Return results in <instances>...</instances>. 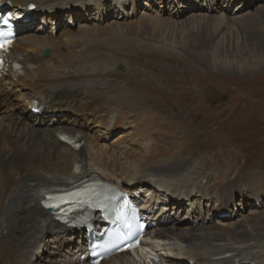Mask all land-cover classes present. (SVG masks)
Masks as SVG:
<instances>
[{
  "label": "bare ground",
  "instance_id": "6f19581e",
  "mask_svg": "<svg viewBox=\"0 0 264 264\" xmlns=\"http://www.w3.org/2000/svg\"><path fill=\"white\" fill-rule=\"evenodd\" d=\"M0 1V11H10V21L15 28V41L5 56L7 68L0 78V109L6 103L10 104V111L17 121L15 135L8 134L0 124V242L8 238L17 241L19 264L31 261H28L29 257L44 236L53 244L57 239L65 240L71 264H92L90 258L95 250L90 246L107 254L100 264H148L147 255L162 264H264V221H254L260 216L264 218V209L262 212L248 210L246 216L235 213V221H231L234 217L231 214V218L220 217L222 219L216 222L208 217L212 216L210 210L205 212L208 216L200 213L194 218H191L192 213L186 212L179 219V225L172 229L165 226L171 213L162 207L155 214L157 204L164 203L165 199L178 200L179 204L185 199L190 205L197 206L206 200L208 207L209 203L214 204L211 208L221 201L230 202L232 190L227 181L231 168L218 165L222 162L218 152L213 155L217 164L210 163L212 158L198 157L189 148L153 156L150 141H146L148 138H144L142 132L139 134L136 116L145 105L149 104L155 110L165 108V112L176 118L170 109L174 106L171 99L174 96L163 97L162 103L150 93L132 90L127 94L121 83L125 76L122 80L120 76L112 78L109 66L101 60L111 53L106 49L109 41L103 38L99 20L95 23L92 18H102L106 9H125L127 3L132 6L136 0H7V4ZM72 2L79 4L78 11H74ZM30 5L35 6V10H29ZM60 13L69 14L68 23L75 28L66 25L59 39L51 32L46 34L43 29L32 28L35 15L55 26ZM88 15L92 17L85 18ZM156 17L157 14L147 18L142 12L141 18L153 21ZM236 20L228 19L224 13L215 16L212 38L219 37L221 45L232 40ZM111 24H114L112 29L117 30L121 22L113 20ZM165 36H168L167 31L162 33L160 45L153 43L154 51L171 47ZM234 40L239 41L237 36ZM45 53L48 55L44 57ZM117 71L123 72L124 68L117 67ZM13 87L22 88L18 90V96H8L7 92ZM24 89L27 92H22ZM114 92L118 95L110 97ZM32 101L41 105V110L33 108L39 112L35 121L31 118ZM66 108L88 115L85 120L102 129L100 132L118 129L122 132L107 146L100 147V139L95 141L81 124L75 121L59 124L55 116ZM38 122L45 126L36 128L34 125ZM50 124L53 126L48 127ZM59 134L79 137L81 147L65 145L59 140ZM111 143L113 150L103 151ZM233 145L229 146L233 149ZM201 146L204 150L213 145ZM233 153L239 160L240 155L236 151ZM233 164L237 166L238 161ZM90 176L102 179L110 186L108 191L121 192L117 195L114 191L110 196L117 204L125 202L117 213L120 216L118 224L115 218L116 228L132 233L133 229H129L132 224L128 221L129 213H132L137 225L135 231L143 235L139 251L119 255L106 248L116 241L107 240L109 235L101 236L106 223L100 212L91 214L83 228L78 224L67 228L69 226L59 224L41 207L45 194L57 193ZM162 192H166V196ZM77 213L74 211L71 218ZM15 233H20L21 237H15ZM12 263L15 260L11 259L9 264Z\"/></svg>",
  "mask_w": 264,
  "mask_h": 264
},
{
  "label": "rangeland",
  "instance_id": "374dc122",
  "mask_svg": "<svg viewBox=\"0 0 264 264\" xmlns=\"http://www.w3.org/2000/svg\"><path fill=\"white\" fill-rule=\"evenodd\" d=\"M136 1L132 6L127 3L126 8L122 10L117 7L110 11L106 9L102 18L97 16V19L90 15L85 18L92 17L95 23L99 20V28L103 29L104 33L103 38L109 41L106 49L111 52L101 60L109 66V74L112 78L120 76L122 80L125 76L121 83L122 87L126 88L127 94L132 90L141 94L150 93L152 98L162 103L167 97L174 96L171 97L174 106L170 109H173L171 113L175 114L176 118L165 112V108L155 110L151 105H145L144 110L136 116L139 134L142 132L144 138H148L146 141H150V151L153 156L164 155L171 150L189 148L192 150L191 153L195 152L198 157L207 160L212 158L210 163L217 164L213 161V155L218 152L221 156L220 161L222 160L218 165L231 168L227 181L232 190L230 202L221 201L216 203L215 208H211L214 204L209 203L208 207L206 200L201 206H197V204L190 205L185 199L181 200L182 204H179L178 200L165 199L164 203L157 204L155 214L162 207L171 213L170 220L165 226L172 229L179 225V219L186 212L192 213L191 218H194L200 213L208 216L205 212L210 210L212 216L208 217L213 222L217 219L231 218V214L234 215L231 221H235V213L246 216L247 211L252 209L262 212L264 161L260 162L258 159H264V0ZM72 4L75 5L74 11H78L79 4L74 2ZM34 7L30 5L28 9L35 10ZM3 11L6 10L0 13ZM142 12L147 14V18H152L155 14L158 17L153 21L142 19ZM222 13L228 19L237 18V20L234 24L236 31L232 34V40L221 45L219 37L212 38L211 32L214 17ZM35 18L32 28L43 29L46 34L51 32L52 36L58 39L66 25L70 29L75 28L68 23L69 14L60 13L56 18L55 26L48 24L47 19H42L39 15H35ZM78 19L76 22L79 21ZM113 20L121 22L117 25V30L112 29ZM164 31L168 32L165 38L171 47L166 48L165 51H154L153 46L160 45ZM235 36L239 39L238 42L233 41ZM120 66L124 68L123 72L117 71V67ZM21 89L13 87L7 94L18 96V90ZM22 92L27 91L24 89ZM117 95L118 93L114 92L110 97ZM31 104V118L35 121L39 117V112L33 108L41 110V105L33 101ZM10 106L6 103L0 109V124L4 125L8 134L15 135L17 121L10 111ZM87 116L66 108L55 118L60 121V125L73 121L81 124L95 141L100 139L98 141L100 147L107 146L122 132L121 129L115 132L110 130L100 132L99 130L102 129L95 128L86 121ZM44 123L49 122L44 121ZM34 126L41 128L45 125L38 122ZM52 126L53 124L48 125V127ZM227 139L230 140L227 142ZM203 144L213 146L203 150L200 149ZM229 145H233L234 148ZM111 150H113L112 143L103 151ZM234 151L240 155L239 160L235 158ZM234 161H238L237 166H234ZM146 183L147 186L150 185V182ZM162 194L166 196V192ZM260 218L262 217H257L254 221H264V218ZM16 236L21 237L20 233H15ZM39 243L40 245L32 252V257H29L28 261H31L28 264H71L65 240L57 239L53 244L47 242V236H44L39 239ZM18 249V243L13 238L0 242V264H9L11 259L15 260L12 264H19Z\"/></svg>",
  "mask_w": 264,
  "mask_h": 264
},
{
  "label": "water",
  "instance_id": "95a60500",
  "mask_svg": "<svg viewBox=\"0 0 264 264\" xmlns=\"http://www.w3.org/2000/svg\"><path fill=\"white\" fill-rule=\"evenodd\" d=\"M2 2H4V0H2ZM4 4H5V2H4ZM47 55H48V53H45V54H44V57L47 56ZM71 217H72V216H68L67 219L63 220V222L58 221V223H59V224H64V226H67V224H65V223H67V222H70V223L75 222L76 217H75V216H74L73 218H71ZM70 218H71V219H70ZM68 224H69V223H68Z\"/></svg>",
  "mask_w": 264,
  "mask_h": 264
},
{
  "label": "snow or ice",
  "instance_id": "6c2138e0",
  "mask_svg": "<svg viewBox=\"0 0 264 264\" xmlns=\"http://www.w3.org/2000/svg\"><path fill=\"white\" fill-rule=\"evenodd\" d=\"M0 23H2L4 25H7L8 21H6V20H0ZM3 35H5V34L0 33V36H3ZM56 206H58V205H56Z\"/></svg>",
  "mask_w": 264,
  "mask_h": 264
},
{
  "label": "clouds",
  "instance_id": "9594fccd",
  "mask_svg": "<svg viewBox=\"0 0 264 264\" xmlns=\"http://www.w3.org/2000/svg\"><path fill=\"white\" fill-rule=\"evenodd\" d=\"M6 1H7V0H4V2L7 4ZM2 13H3V14H4V13H10V11H3ZM14 29H15V28H14ZM14 41H15V40H14ZM13 43H14V42H13ZM13 43H12V44H13ZM11 46H12V45H11Z\"/></svg>",
  "mask_w": 264,
  "mask_h": 264
}]
</instances>
